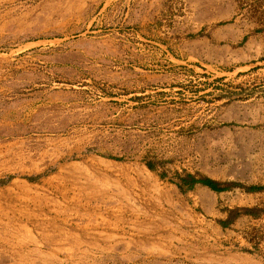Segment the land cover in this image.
<instances>
[{
    "label": "rangeland",
    "instance_id": "1",
    "mask_svg": "<svg viewBox=\"0 0 264 264\" xmlns=\"http://www.w3.org/2000/svg\"><path fill=\"white\" fill-rule=\"evenodd\" d=\"M0 264H264V0H0Z\"/></svg>",
    "mask_w": 264,
    "mask_h": 264
},
{
    "label": "trees",
    "instance_id": "2",
    "mask_svg": "<svg viewBox=\"0 0 264 264\" xmlns=\"http://www.w3.org/2000/svg\"><path fill=\"white\" fill-rule=\"evenodd\" d=\"M151 168V167H149ZM181 183L184 185H187V188L189 191H191V189L193 190L195 185H202L204 187H208L210 190L214 191V192H222L227 190V187H222L218 182L211 180V179H196L193 176L188 175L185 178L181 179ZM180 189H182V185L179 186ZM261 188H251V190H260ZM183 190V189H182Z\"/></svg>",
    "mask_w": 264,
    "mask_h": 264
},
{
    "label": "crops",
    "instance_id": "3",
    "mask_svg": "<svg viewBox=\"0 0 264 264\" xmlns=\"http://www.w3.org/2000/svg\"><path fill=\"white\" fill-rule=\"evenodd\" d=\"M229 1H230V0H229ZM212 20H213V21H216V22H219V20H218V19H217V20H216V19H212Z\"/></svg>",
    "mask_w": 264,
    "mask_h": 264
}]
</instances>
